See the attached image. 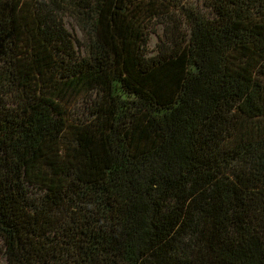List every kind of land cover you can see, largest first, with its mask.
<instances>
[{"label": "trees", "instance_id": "obj_1", "mask_svg": "<svg viewBox=\"0 0 264 264\" xmlns=\"http://www.w3.org/2000/svg\"><path fill=\"white\" fill-rule=\"evenodd\" d=\"M181 2L0 0L4 264H264V0Z\"/></svg>", "mask_w": 264, "mask_h": 264}, {"label": "rangeland", "instance_id": "obj_2", "mask_svg": "<svg viewBox=\"0 0 264 264\" xmlns=\"http://www.w3.org/2000/svg\"><path fill=\"white\" fill-rule=\"evenodd\" d=\"M181 3H185L186 5H195L198 4V6H200L201 0H181ZM170 18L172 20V22L166 23V21L162 20V23L155 22V23H151L154 24L153 27L151 28V31L154 32V34L149 35V40H148V51L149 54H154L156 51V44L158 42V40H162V42L166 43V40L164 38V25H169V29L171 30L170 32L172 33V35H170L173 38V41L175 43H181L182 40H184L185 38V25L184 23L181 22L180 19H182L180 17V15L177 12H171L170 13ZM63 23L65 25L66 30L69 32L70 35L75 36L76 38L79 36V31L78 28L75 24V22L71 19V18H64L63 19ZM167 29V27H166ZM167 32V31H166ZM158 36V37H157ZM0 264H4L3 260H2V255H1V251H0Z\"/></svg>", "mask_w": 264, "mask_h": 264}]
</instances>
